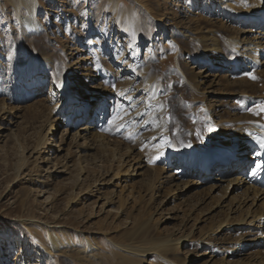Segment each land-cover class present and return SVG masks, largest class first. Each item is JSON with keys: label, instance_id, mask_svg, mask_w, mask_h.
I'll use <instances>...</instances> for the list:
<instances>
[{"label": "bare ground", "instance_id": "6f19581e", "mask_svg": "<svg viewBox=\"0 0 264 264\" xmlns=\"http://www.w3.org/2000/svg\"><path fill=\"white\" fill-rule=\"evenodd\" d=\"M119 1L113 2V8L110 3L112 15L105 20L106 27L85 19V37L76 36L70 43L71 48H67L78 54V62H72L70 69L57 64L51 42L56 37L36 23L31 0L22 1L28 17L20 18L19 32L13 39L11 62L0 64V81L6 78L10 88L9 98L0 88V102L7 100L17 104V109L31 96L44 89L48 91L42 100L47 103L44 108L49 114L48 131L35 153H41L42 148L45 150L44 156L41 158L38 154V158L39 162L49 165L51 175L65 174L64 169L56 172L66 163L60 165L63 162H59L61 157L58 156L71 132L68 155L77 153L83 157L93 150L91 164L94 168L103 162L100 158L111 156V161L121 159V164L126 165L124 174L140 178L153 188L159 187L156 184H167L177 191L194 188L198 195L188 208L204 214L202 217L206 218H201V223L213 222L205 231L189 232L178 238L161 236V231L149 237L146 233H124L121 243L107 239L113 249L108 258L88 237H82V241L79 238L63 240L50 231L56 226L41 221L43 231L39 234L45 246L39 247L37 264H186L180 257V250L191 244L204 246L203 264H264V150L249 135L264 136V129L260 127L264 125V112L254 114V110L264 106V92H261L260 82L249 76L264 77V0H189L188 7L179 12L181 19L176 18L179 21L171 16L167 21L162 20L164 17L156 21L155 28L160 30L164 45L175 48L189 65L198 67V71L190 73V82L186 84L194 94L215 103L214 110L203 113H206L208 124L216 130L213 147L202 152L168 153L160 157L163 163L160 169H151L152 160L144 159L136 149L127 146L118 151L114 145L110 147L118 142L109 139L111 134L120 137L121 141L133 137L135 131L122 132V123L135 125L141 121L139 128L143 129L151 125L154 112H159L155 107L157 94L154 81L147 72V63L151 65L163 59L156 52L155 40L144 45L145 60L138 57L137 51L144 43L141 38L149 34V30L145 25L140 26L132 11H118ZM176 1L178 13L179 2L183 0ZM137 5L141 6L136 3L134 7ZM139 9L146 14V7ZM199 13L202 14L200 17L197 16ZM114 36L115 40L125 44L123 52L120 47L111 46L110 40ZM40 41L42 46H38ZM85 53L87 56L79 59ZM69 55L73 57L71 53ZM104 64L109 66V74L104 75L96 87H90L95 84L94 79L105 72ZM112 73L114 79H111ZM226 95L251 103L244 113H235L234 109L230 112L216 105L221 96ZM96 100L99 102L94 107ZM91 107H94L93 111L88 115ZM34 111L39 117L38 108ZM56 113L57 121H51V114ZM3 114L8 117L11 109L6 108ZM54 121L64 127L57 143L56 139L52 142L47 138L53 132ZM108 125L113 129L108 130ZM150 136H144L147 143L152 139ZM256 152L261 155L257 156ZM256 163L262 167L253 173ZM114 175L112 178L116 180ZM111 203L108 198L102 206L105 209ZM61 231L58 233L62 234ZM247 249L250 252L244 253ZM218 252L222 257L216 260ZM12 259L13 255L6 251L1 259L4 263L0 264H12Z\"/></svg>", "mask_w": 264, "mask_h": 264}, {"label": "rangeland", "instance_id": "374dc122", "mask_svg": "<svg viewBox=\"0 0 264 264\" xmlns=\"http://www.w3.org/2000/svg\"><path fill=\"white\" fill-rule=\"evenodd\" d=\"M22 1L24 0H0V64L11 62L13 39L19 32L20 18L28 17V11ZM114 1L119 0H31L32 6L35 7L36 23L47 28L49 33L52 31L56 39L60 38L58 41H51L54 44L53 52L57 64L61 63L69 68L72 62H78L76 51H69L67 48H71L70 43L76 36L85 37V19H90L93 24L107 25L105 20L112 15L109 5L112 4L113 8ZM136 3L146 7V14L140 12L141 6L134 7ZM136 3L133 0H120L118 11H132L136 14L140 26L145 25L149 30V34L141 38L144 43L137 51L138 57L145 60L144 45L149 40H155L156 43L152 42L157 46L156 52L159 57H163L162 61L151 62V65L147 63V72L154 81L152 82L157 94L155 107L159 112H154L151 125L143 129L139 128L142 127L141 121L135 125H117L121 126L122 132H135L133 137L124 140L125 142L111 134L109 139L118 142L112 143L110 147L114 145L118 151L127 146L136 149L144 159L147 157V160H152L149 165L151 169H160L163 166L160 157L168 153L202 152L214 146L216 130L208 124L206 113L203 112L214 110L215 103H210V98L194 94L187 84L190 82V73L198 71V67L189 65L175 48L173 50L164 45L160 39V30L155 28L156 21L163 17V21L170 19V16L174 20L181 19L179 12L188 7L189 0L179 2L178 13L175 9L178 3L176 0H136ZM201 15L197 14L199 17ZM178 19L176 20L179 21ZM115 38L116 36L110 40L111 46L120 47L123 52L125 44ZM38 43V46H42V41ZM87 53L80 55L79 59L86 57ZM107 67L109 66L103 65L105 72L95 78V84H90V87H96L103 81V76L109 74ZM110 75L111 79H114L113 73ZM256 80L260 82L258 84L262 88L261 92H264V77H258ZM0 88L3 95L9 98L10 88L6 78L0 81ZM45 90L31 96L17 109V104L7 100L0 102V129L3 127L0 130V263L4 261L1 262L4 253L9 251L13 255L12 264H37L39 247L45 246L42 243L44 239L39 234V231H43L39 224L41 221L56 226V229L50 231L56 232L63 240L75 241L79 238L82 241V237H88L108 258L112 256L113 249L107 239L121 243L124 233H146L149 237L156 231H161V236L178 238L189 232L205 231L213 222L211 220L209 223H201V218H206L202 217L204 214H197L196 209L188 208L198 195L194 188L177 191L167 184L156 183V187H159L153 188L150 184H144L140 178H130L128 174H124L126 165L121 164V159L111 161V156L100 158L103 162L94 168L91 164L93 150L83 157L77 153L68 155L71 148L68 144L71 132L58 156L61 157L59 162H63L60 165L66 163L64 168H57L56 172L64 169L65 174L51 175L52 169L49 165L39 162L45 150L42 148L41 153H35L38 143L48 131L46 123L49 114L44 108L47 103L42 101L47 96L48 91ZM255 92L259 94L260 91ZM221 97L216 105L230 112L234 109L235 113H244L243 110L251 103L244 98L239 101L233 96ZM98 102L96 100L94 107ZM35 107L40 111L39 117L35 114ZM94 107L89 109L88 115ZM6 108L11 109L8 117L3 114ZM51 116V121H57V113ZM222 117L226 118L225 115ZM56 121L53 122L52 134L47 138L52 142L56 139L57 143L64 127ZM107 129L113 128L108 125ZM148 134H151L152 139L147 143L144 138ZM38 154L41 155L39 158ZM113 174L116 180L112 178ZM108 198L112 203L104 209L102 204ZM59 228H62V231ZM194 229L197 230L193 232ZM58 231L63 233L59 234ZM204 251V246L191 244L188 248L180 250V257L186 264H203L205 257L201 254ZM247 252L250 250L247 249L244 253ZM221 257L219 252L216 253V260Z\"/></svg>", "mask_w": 264, "mask_h": 264}, {"label": "snow or ice", "instance_id": "6c2138e0", "mask_svg": "<svg viewBox=\"0 0 264 264\" xmlns=\"http://www.w3.org/2000/svg\"><path fill=\"white\" fill-rule=\"evenodd\" d=\"M249 76L253 80L256 79V77L255 76H252L251 74H249ZM261 112H264V106H261L258 111L254 112V114L255 115H259ZM260 127L262 129H264V125H261ZM249 135H252L253 136V139L259 145V148L261 150H264V136H256L255 134H251V133ZM255 154L257 156H260L261 155V152H256ZM161 155H162V153H161ZM261 167H262V165L260 163H256L255 168L252 170L253 173H255L256 171H258Z\"/></svg>", "mask_w": 264, "mask_h": 264}]
</instances>
